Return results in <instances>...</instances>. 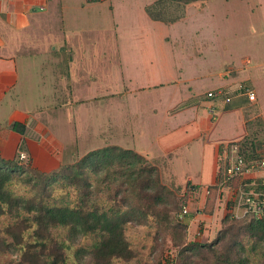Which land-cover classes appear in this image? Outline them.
Returning a JSON list of instances; mask_svg holds the SVG:
<instances>
[{
	"label": "rangeland",
	"instance_id": "obj_1",
	"mask_svg": "<svg viewBox=\"0 0 264 264\" xmlns=\"http://www.w3.org/2000/svg\"><path fill=\"white\" fill-rule=\"evenodd\" d=\"M154 1L126 0L117 4L118 30H109L106 24L99 34L101 42L98 45L80 47L83 60L77 64L82 70L74 72L79 77L71 79L73 82L70 80L69 87L55 86L58 91L53 95H34L35 99H42L43 102L34 104L33 121L43 132L47 130L43 138L53 139L49 147L52 148L54 160L60 165L72 164L86 153L103 147L117 145L123 149L129 148L134 139L140 138L139 141L143 140L144 144L147 138L151 143L154 139L149 131L153 125H138L141 120L148 122L150 111L141 116L137 113L138 108L133 106V117L138 122L136 124L133 119L129 126L126 123L131 102L138 107L144 104V110L147 105L158 107L159 119L163 114L161 108L166 104L172 107L171 113L176 111L173 109L178 110L186 105V102H177L186 93L179 92L176 86L161 92L153 91L151 100L148 98L146 103H143L146 96L143 98L144 94L138 93L141 86H135L134 99L125 104L122 101L125 95L115 94L113 84L118 81L119 85L127 77L132 80L131 85L152 82L154 76L165 80L163 86L182 82V90L187 88L188 92H201L198 97L204 98L209 88L210 91L223 92L224 88L231 87L230 92L239 93L245 88L252 91L256 88V93L264 99V76L261 75L264 72V0H197L185 5L183 17L178 21L162 24L143 20L146 18L137 10L142 5L152 8ZM169 11L170 17L181 12L174 8ZM79 80H85L86 87L83 84L78 86ZM93 81L97 82L96 86H93ZM116 112L122 120L115 119ZM246 121L249 137L264 146L261 118L251 116L246 117ZM35 140L40 141V136ZM145 157L158 171L156 186L160 188L162 201L155 214L147 215L144 214V202L133 194H121L117 198L120 201L126 197L121 211L127 216L124 233L133 257L128 261L114 259L109 264H158L170 261L175 258L181 242L206 244L213 241L221 230L224 217L221 201L216 200L211 216L204 215L202 200L207 196L206 192L195 188L188 177H183V167H177L176 174L167 156ZM27 159L29 157L26 155L23 162H27ZM26 177L21 176L20 180L8 186L12 196L24 202L33 199L36 194L27 185ZM204 177L206 180V175ZM53 186L54 199L64 196L67 201L76 200V188ZM100 187L105 192V184ZM104 196L101 193L99 200L102 198L101 202L107 204L109 200ZM109 205H112V201ZM8 211L5 208L0 213V264H23L22 248L14 243L8 230L17 218ZM17 212L20 217L25 215L23 208ZM232 213L234 221L249 216L238 202L234 204ZM177 223L185 225V229H174ZM53 231V235L66 245L64 254L67 264H93L90 259L93 236L74 234L65 228ZM31 239L29 235L24 236L22 243ZM263 251L264 248L258 246L249 264H260ZM191 259L195 264H204L202 257Z\"/></svg>",
	"mask_w": 264,
	"mask_h": 264
},
{
	"label": "crops",
	"instance_id": "obj_2",
	"mask_svg": "<svg viewBox=\"0 0 264 264\" xmlns=\"http://www.w3.org/2000/svg\"><path fill=\"white\" fill-rule=\"evenodd\" d=\"M124 1L126 0L95 2L0 0V156L2 158L11 159L22 150L29 157L32 165L40 170L51 171L57 167L58 162L54 160L52 148L49 147L52 146L53 139L43 138L42 135L47 134V130L43 132L42 128L33 121L34 104L43 102L42 99H35L34 95L44 93L53 95L58 91L55 86L69 87L70 80L79 77L74 72L82 70L77 64L83 60L80 47L98 45V42H101L99 34L106 24L105 27L109 30H118L116 5ZM145 9L142 5L137 10L146 18L143 20H151ZM261 75L264 76V72ZM158 77L154 76L152 82L136 85H131L132 80L127 77L128 79L121 81L119 85L118 81L113 84L115 94L125 95L122 99L125 104H129L130 100L134 99L132 94L135 86H141L138 93L144 94L143 98L146 96L143 103L151 98L153 91L161 92L169 87L176 86L179 92L186 93L185 97L177 101L179 104L186 102V105L178 110L173 109L176 111L171 113L172 107L166 104L161 108L163 114L160 119L158 107L147 105V109L144 110V104L138 107L131 102L132 111L128 109L126 123L129 126L134 120L136 124L138 122L137 118L133 117V106L138 108L137 113L141 116L150 111L147 116L148 122L143 123L141 120L138 125L155 126L149 131L153 134L154 140L150 143V140L145 138L143 144V140L139 141L140 135L139 139H134L131 147L126 149H131L144 157L145 155L167 156L169 165L176 174L177 167H183L185 169L182 172L183 177H188L195 188L205 190L207 195V187L215 185L217 180L219 147L240 141L247 135L246 117L259 116L264 124V99L256 93V88L253 91L255 100L248 101L243 94L230 92L231 87L224 88L223 96L213 99L198 97L201 92L195 90L188 92L187 88L182 90V82L181 84L175 82L173 86H163L165 80ZM93 83V86L97 85V82L93 81ZM82 84L86 87L85 80L80 81L78 86ZM88 88L91 90L90 85ZM210 90L209 88L207 93ZM226 97L230 99L227 103L224 101ZM118 118L122 120L116 112L115 119ZM13 123L23 126L22 134L12 130ZM39 136L41 140H35ZM42 143L45 145L43 146ZM205 175L206 180H204ZM263 180V170L256 171L243 179L257 192L262 190ZM240 186L241 181L235 180L217 192L211 214L202 211L203 214L206 216L213 214L216 200L223 203L224 215L233 214L234 200L237 198ZM206 198L207 196L202 200V210Z\"/></svg>",
	"mask_w": 264,
	"mask_h": 264
},
{
	"label": "trees",
	"instance_id": "obj_3",
	"mask_svg": "<svg viewBox=\"0 0 264 264\" xmlns=\"http://www.w3.org/2000/svg\"><path fill=\"white\" fill-rule=\"evenodd\" d=\"M193 1L197 0H155L153 7L145 10L152 21L174 23L183 17L185 5ZM172 8L180 9V14L170 17L168 14ZM11 128L20 134L24 131L18 123H13ZM236 143L246 160L258 159L264 150V146L248 134ZM19 152L11 159L0 156V213L7 208L17 218L8 230L14 243L22 248L23 264H67L66 245L53 235V230L59 228L94 237L90 251L93 264L132 259L133 252L124 233L127 216L121 211L126 197L120 201L117 198L121 194H133L144 202V214L147 215L155 214L162 201L160 188L156 186L158 171L144 156L131 149L108 146L92 150L72 164L58 163L56 169L43 171L33 166L30 159L19 161ZM21 176H27V185L36 192L35 197L26 202L13 197L8 189L9 184L20 180ZM54 184L76 188V200L67 201L64 196L54 199ZM101 184H105V192ZM207 191L203 211L211 214L216 185L207 187ZM101 193L109 200L107 204L101 202L102 198L99 200ZM111 201L112 205L107 206ZM19 208L24 209L22 217L17 212ZM179 227L185 229L181 223H177L174 229ZM27 235L32 239L22 243V238ZM260 245L264 248V218L249 215L241 221H234L231 213H226L221 220V230L213 241L206 244L181 242L174 259L158 264H195L191 259L195 256L202 257L204 264H249ZM260 260V264H264V251Z\"/></svg>",
	"mask_w": 264,
	"mask_h": 264
},
{
	"label": "built area",
	"instance_id": "obj_4",
	"mask_svg": "<svg viewBox=\"0 0 264 264\" xmlns=\"http://www.w3.org/2000/svg\"><path fill=\"white\" fill-rule=\"evenodd\" d=\"M89 2H95L100 0H87ZM241 94L246 96L248 101H254V92L248 88H245ZM223 96L222 91H210L206 94L209 99ZM227 103L230 101L228 97L224 98ZM25 154L18 153V160L23 161ZM219 160L216 187L217 192L221 191L224 187L228 186L235 180L241 181V186L238 190L237 198L234 202H238L243 208L244 213L254 216L255 218H264V180L261 183L262 190L257 192L250 188V185L246 184L244 177L253 174L256 171H264V150L260 154V157L256 160H246L240 153L239 145L236 142L228 143L220 147ZM218 160V161H219ZM186 212L185 210L183 211Z\"/></svg>",
	"mask_w": 264,
	"mask_h": 264
}]
</instances>
